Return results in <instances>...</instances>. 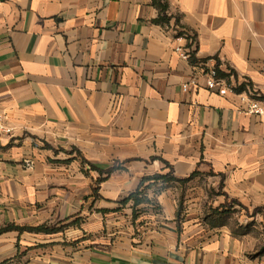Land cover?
<instances>
[{
  "label": "crops",
  "instance_id": "crops-1",
  "mask_svg": "<svg viewBox=\"0 0 264 264\" xmlns=\"http://www.w3.org/2000/svg\"><path fill=\"white\" fill-rule=\"evenodd\" d=\"M154 2L0 0V264H264V0Z\"/></svg>",
  "mask_w": 264,
  "mask_h": 264
},
{
  "label": "built area",
  "instance_id": "built-area-1",
  "mask_svg": "<svg viewBox=\"0 0 264 264\" xmlns=\"http://www.w3.org/2000/svg\"><path fill=\"white\" fill-rule=\"evenodd\" d=\"M186 34L179 33L176 37L177 47L175 48V52L184 60H191L192 58V51L191 48L184 47L183 43L187 39ZM196 81L192 80L191 84H186L183 86L184 91H188L190 85H195ZM238 86L232 84L228 79L223 78L220 76L219 70L216 68L211 69L207 73V88L209 91L216 93L220 96H228V95H237ZM242 95V102L247 105L248 113L252 115H264V104L250 97H247L243 94ZM15 131L14 128L9 127L6 124V117L0 114V136L1 135H11ZM26 166L31 168L32 163H27Z\"/></svg>",
  "mask_w": 264,
  "mask_h": 264
},
{
  "label": "trees",
  "instance_id": "trees-1",
  "mask_svg": "<svg viewBox=\"0 0 264 264\" xmlns=\"http://www.w3.org/2000/svg\"><path fill=\"white\" fill-rule=\"evenodd\" d=\"M154 4L160 9V12H161L160 18L158 20H156V23H158V24L168 23L170 21V18L167 17V15H166V13L168 11V5L165 3V0H155ZM251 87H252V85L249 83L244 84V85L238 86L236 91L238 93L248 92L249 88H251ZM260 100L264 101V97H262ZM112 171H113V169L109 170L107 172V174H110ZM170 178H171V180H177L174 177H170ZM159 179H163V180L167 181V180H169V177L168 178L156 177V180H159ZM104 180L105 179H103V178L98 180L92 189L93 196L96 197L97 199L100 198V194H99L100 187H101V184L103 183ZM179 182L185 183L186 180H179ZM138 197H139V193H136V194L130 196V198H128L126 200V202H129L130 200L138 201ZM20 230L21 231H30V232H35V233H45V234H55V233L60 232V228L49 227V226H40V227H36V228H23Z\"/></svg>",
  "mask_w": 264,
  "mask_h": 264
},
{
  "label": "rangeland",
  "instance_id": "rangeland-1",
  "mask_svg": "<svg viewBox=\"0 0 264 264\" xmlns=\"http://www.w3.org/2000/svg\"><path fill=\"white\" fill-rule=\"evenodd\" d=\"M236 211H238L240 214H243V211H244V210H243L242 208H241V209H240V208H237Z\"/></svg>",
  "mask_w": 264,
  "mask_h": 264
}]
</instances>
